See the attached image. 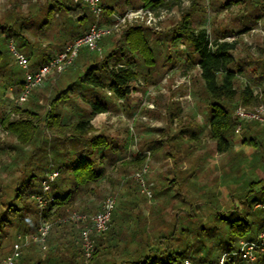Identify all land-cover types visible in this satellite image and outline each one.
I'll return each mask as SVG.
<instances>
[{
	"label": "trees",
	"instance_id": "1",
	"mask_svg": "<svg viewBox=\"0 0 264 264\" xmlns=\"http://www.w3.org/2000/svg\"><path fill=\"white\" fill-rule=\"evenodd\" d=\"M233 1L239 3L244 0ZM233 1L211 0L210 6L218 12ZM246 2L247 5L239 15L231 17L221 26L220 24L212 26L210 31L200 26L202 18L199 14L205 11L203 0H191L189 8L181 13L177 25L167 30L168 32L158 33L143 23L127 24L117 37L106 35L99 40L98 44H105L109 38L111 48L99 59L84 61L82 71L73 72L69 77L70 82L61 86L62 82L58 78L46 81L50 83H47L43 111L36 110V103L33 100L30 106L13 103L6 113L0 115V126L6 129L13 139L12 142L0 141V149H9L17 155L21 154L22 162L20 172L11 188V197L0 188V251L3 238L7 236L10 227L14 228L15 240L18 234L32 233L36 230L38 216L31 195L40 191V181L51 166L59 171L51 185L50 193L54 198L51 204H56L60 212L65 207L90 212L86 207L77 206L76 200L79 194L93 191L99 179L105 174L104 162L112 166L117 165L119 172L126 175L127 179L131 173H127L124 167L129 164L140 166L146 151L154 158L163 151L176 166L180 158L178 151L181 141L189 140L196 134L191 125L181 127L173 133L161 127L153 128L158 131L157 135H142L137 141V150L133 157L129 160H119L118 141L106 133L96 132L86 119L97 113L118 110L115 100H126L129 97L133 89L131 81L137 77L135 67L144 68L148 74L158 69L159 64H162L161 58L163 64L168 62L173 66L176 63L177 60L170 53L168 46L161 54L162 47L158 50L150 45L152 39H161L164 33H172L173 38L181 37L189 44L190 57L198 67L199 88L195 96L199 109L204 112V117L208 121V134L214 142L213 150L222 154L232 152L234 130L236 124L240 122L241 128H244L243 143L257 148L264 162V137L254 135L251 129V123H258L239 120L234 115L238 100L246 105L254 102L264 103V90L254 93L252 89V86H260L264 82V57H256L248 51H244L243 54L239 52L240 49L238 50L242 40L239 38L240 35L251 30L258 20L264 18V0ZM121 3L128 4L130 8L155 9L165 2L100 0L103 20L109 19L117 7L122 14L125 10L121 8ZM54 14L63 17L52 24L49 21ZM93 21L92 11L85 4L72 0H49L38 5L34 12L30 11L27 15L9 12L4 19H0V43L4 46V50L0 49V86L7 87L13 84L17 92L22 83L20 73L23 69L11 62L13 58L7 49L9 38H12L17 48L29 57L31 69L45 62L50 55L44 57L37 40H30L21 29L31 27L34 31L50 36L52 28L58 30L60 28L62 32L56 35L52 32L54 38L51 42L57 51H61L67 41H72L86 31ZM231 36L233 38L228 39ZM78 54L82 59L88 53ZM74 63L75 61L69 67L78 69ZM242 76L250 78L251 83L239 86L238 79ZM92 88L103 92L97 90L91 92ZM107 91H110V94H107ZM71 94L83 96L88 94L89 111L83 113L82 118L66 122L63 104L69 100ZM169 115H172L171 111ZM187 132L190 136L188 138L185 135ZM80 149H85V152L79 153ZM71 150L77 153L72 154ZM239 154L243 155V152H234L232 155ZM194 174L195 169L182 171L176 166L172 169L171 176H165L167 188L175 187L174 195L182 194V199L186 200L187 193L182 192V186ZM128 181L131 183L134 180L130 178ZM124 193L125 197H130L128 191ZM234 197L231 206L225 211L217 208L203 225L196 223V211L202 209V203L208 204L211 201L205 199L191 202L182 216L174 213L165 227L156 224L155 236H152V239L149 234L144 238L142 235L144 230L141 233L138 227L137 231L133 229L129 233L124 231L122 223L134 210L127 206L128 199L120 200L113 210L108 229L96 237L91 263L184 264V259L190 258L194 264H201L216 260L223 252H238L239 241L255 239L264 226V208L254 207L256 203L264 204V175L256 179L247 178L242 190H238ZM213 205L217 206V201H213ZM135 211L134 219L137 222L139 210ZM123 213H126L127 218ZM192 227L197 228L193 240L189 239L193 234H190ZM79 234V226L67 223L54 224L44 244L32 243L27 249L34 247V244L41 247L47 244L52 250L42 261L38 260L34 264L52 263L50 260L58 251L61 253L60 259L69 264H79L77 260L84 259ZM132 235H135L141 244L129 248L126 244L120 246L123 239ZM180 235L186 241L176 245L174 242L179 241ZM116 252L118 256L115 255ZM106 254L111 255L109 259L105 258ZM261 257H264V254ZM28 260H30L28 255L23 259L21 255L16 264H26Z\"/></svg>",
	"mask_w": 264,
	"mask_h": 264
},
{
	"label": "rangeland",
	"instance_id": "2",
	"mask_svg": "<svg viewBox=\"0 0 264 264\" xmlns=\"http://www.w3.org/2000/svg\"><path fill=\"white\" fill-rule=\"evenodd\" d=\"M47 1L49 0H0V19H4L9 12L17 15H27L30 11L34 12L38 5ZM210 1L203 0L205 11L199 14L202 18L200 26L209 31L212 26L216 24H220L221 26L231 17L239 15L247 5L246 0L239 3H235L232 0L233 2L228 7L221 8L216 12L210 6ZM215 1L219 2L220 0ZM164 2L163 5L154 9L156 17L160 15L156 18L155 25L149 26L142 21L126 22L121 24L118 29L113 30L109 35L117 37L127 24L132 23H143L158 33L161 31L168 32L167 30H171L177 25L181 13L189 8L191 0H164ZM120 6L125 11L127 9H136L130 8L128 4L123 3ZM116 14H121L119 7L111 14L109 19L103 20L102 11L98 22L103 25H109L112 22L113 15ZM61 17L63 16L54 14L49 22L54 24L58 19H62ZM262 21H264V18L258 20L256 26L251 30L240 35L239 38L242 39L238 45L240 53L244 54V51H248L256 57H264V25H262L264 22ZM21 30L30 40L38 39L40 41L52 40L54 38L52 32L55 35L62 32L60 28L59 30L52 28V31H50L52 35L50 34L49 36L48 34L46 36L32 30L31 27ZM232 38L233 36L228 37L230 40ZM67 42L69 43L70 40ZM111 45V40L108 38L105 44H98L95 49L81 48L79 50L80 54H88L85 55V58L82 57V59H80L81 55L79 56L80 58L77 57L74 63L75 65L78 60L75 67L82 69L84 61L90 62L99 59L106 50L111 48ZM150 45L158 50L162 47L161 54L166 46H168L170 53L177 60L176 63L173 66H170L168 62L163 64V58H161L160 63L162 64H159L158 69L148 74L145 73L144 68L135 67L137 77L131 81L133 89L129 97L126 100H115L118 110L101 114V118L95 120L94 125L96 132L106 133L118 141L119 150L117 154L119 160H129L133 157L137 150V141L142 135H157L158 131L153 130V128L161 127L167 129L169 133H173L180 130L181 127L191 125L196 130V134L189 140L181 141L180 151H178L180 158L176 163L177 169L182 171L195 169V174L185 181L182 186V192L187 193L186 200L182 199V194L174 195L176 191L175 187L170 186L167 188L168 184L166 183L165 176H171L172 169L176 167L171 158L165 156L163 151L156 158L149 151H146V156L140 166L129 164L124 167L127 173H131L128 179L126 175L119 172L117 165L112 166V164L104 162V176L99 179L98 184L92 192L79 194L76 205L86 207L92 212L99 209L103 199L108 194H112L115 197L116 205L120 200L128 199L127 206L134 211L131 215H128V218L125 216L127 219L122 223V228L129 233L131 229L137 231L136 228L138 227L141 233L144 230L142 234L144 238L149 234L152 239V236H155L156 224L165 227L166 222L171 220L174 213L177 212L182 216L187 211L190 203L195 200L202 201L207 199L211 201L208 204L202 203V209L196 211V223H200V225L206 224L217 208L225 211L228 206H231L232 198L235 200V193L238 190H242L247 178L252 177L256 179L258 176L264 175V162H262L260 158L261 152L257 148L243 144L244 128H240L239 130L235 128L231 153L222 154L213 150L214 142L208 134V121L204 117V112L199 109L197 104L198 99L195 96V92L199 88L198 67L190 57L188 42L181 37L173 38L172 33H164L161 39H152ZM0 49L4 50L2 43H0ZM70 68L68 67L67 69ZM60 75L61 73L49 75L39 87L34 89L33 95L27 101L20 104L22 106H30L34 100L36 110L39 112L43 111L46 103L47 83L49 84L53 78H59ZM23 77L24 73L21 71L20 79L22 80ZM47 80L50 81L46 83ZM249 83H251L250 78L245 76L238 79L239 86ZM252 89L254 93L264 90V82L260 86H252ZM80 95L75 96L74 94L72 97L81 98ZM0 96L5 98L2 89ZM4 98L0 99V115L6 113L11 107V104ZM12 101H15L14 98ZM66 103L68 105L70 102ZM258 103L261 102L244 105L250 107ZM77 104L78 106L76 107L70 104V107L65 108L67 109L65 110L67 111L65 117L69 121L77 119L79 114L86 110L80 102H77ZM238 104L243 103L238 100ZM169 111H171L172 115H169ZM68 116L71 118H68ZM251 129L254 131V135L264 137V127L251 123ZM185 135L187 138L190 137L188 132ZM0 141L12 142L13 139L9 134H0ZM238 151H242L243 155H232ZM21 164V154L17 155L16 152L9 149H0V188L8 192L10 197L12 195L11 188L14 186V180L20 172ZM143 164H147V170L143 174L144 184L141 185L132 175ZM130 178L134 181L128 183ZM144 188L150 191L151 197L146 194ZM125 191L130 193V197H125ZM210 195L213 196L211 197ZM213 201H217L218 205H213ZM254 207L256 206L254 205ZM135 210H139V220L137 222L134 219ZM13 229V227L9 228L7 236L3 238V245L13 240ZM196 230V227H192L190 234H193L189 239H194ZM143 237L141 236L142 239ZM180 237L179 241L174 242L176 245L186 241L181 235ZM136 239L135 235L129 237L130 242ZM126 241L127 239H123L120 242V246L123 243H127ZM206 242L209 243L210 241ZM129 244L128 242L126 245L130 247L132 244ZM34 245V253L30 259L31 264H34L38 260L42 261L52 252L49 248L45 249L37 244ZM60 254V251L56 253L58 256ZM115 255L118 256V253L116 252ZM110 256V254H106L105 258L109 259ZM77 261L79 264H92L91 259L86 262L83 258H79ZM61 264L69 263L65 262ZM258 264H264V257L259 258Z\"/></svg>",
	"mask_w": 264,
	"mask_h": 264
},
{
	"label": "built area",
	"instance_id": "3",
	"mask_svg": "<svg viewBox=\"0 0 264 264\" xmlns=\"http://www.w3.org/2000/svg\"><path fill=\"white\" fill-rule=\"evenodd\" d=\"M72 1L85 4L92 11L94 21L86 31L67 43L63 50L51 53L45 62L40 63L35 68H30L29 57L17 48L14 40L8 39L7 49L13 57V62L20 66L24 73L16 103L20 104L27 101L33 95L34 89L39 87L49 75L65 71L73 64L81 48L95 49L102 37L111 34L121 24L142 21L153 26L156 18L160 16L156 17L154 9L151 7H139L127 9L122 14L113 15L111 24L103 25L98 22L102 13L100 0ZM107 93L110 94V91ZM234 115L239 120L256 121L264 127V103L250 107L238 104L234 109ZM240 128L241 123L238 122L236 130ZM0 134H8V131L0 126ZM146 170L147 164H143L132 175L141 185L144 184L143 174ZM58 174V169L52 166L45 172L40 181V191L31 195L37 209L38 226L32 233L18 234L11 250L0 256V264H16L25 247L31 243L44 244L51 227L59 223L74 224L80 227L79 243L82 255L86 262L92 258L96 237L109 227L111 215L116 206L115 197L112 194L106 195L99 209L93 212L77 211L68 207L60 212L56 204H51L54 198L50 193L51 185ZM144 190L151 197L150 191L146 188ZM255 206L264 208V204L261 203H256ZM262 254H264V226L261 227L255 239H241L238 252H223L216 260L201 264H258ZM183 263L194 264L190 258H185Z\"/></svg>",
	"mask_w": 264,
	"mask_h": 264
},
{
	"label": "crops",
	"instance_id": "4",
	"mask_svg": "<svg viewBox=\"0 0 264 264\" xmlns=\"http://www.w3.org/2000/svg\"><path fill=\"white\" fill-rule=\"evenodd\" d=\"M39 32V31H38ZM32 35H36V34H32ZM35 40V39H34ZM37 42L40 44V46L42 47V52H43V56L45 57V56H47V55H49V54H51V53H53V52H55V51H57V49H56V47H55V45L53 44V42H51V40H49V39H47V40H45V41H40V40H38L37 39ZM38 57V56H37ZM77 57H79V54L77 55ZM81 59V58H80ZM78 61V60H77ZM77 61H76V64H77ZM13 62V61H12ZM14 63V62H13ZM76 71H82V69H74V68H70V69H66L63 73H61V75L59 76V78H58V80L60 81V82H62V84H61V86H64L66 83H68V82H70L71 80L69 79V77H71L72 76V74H73V72H76ZM23 80V79H22ZM1 89L3 90V93H4V96H5V98L4 97H2V96H0V99H2V98H4L9 104H13V103H16V97H17V94H18V92H19V90H20V88H19V90H17V92L15 91V88H14V86H13V84H9L7 87H2V86H0V91H1ZM97 89H94V88H92L90 91L91 92H94V91H96ZM97 91H99V92H103V90H97ZM108 94V93H107ZM8 96H10V98H8ZM72 96H74V94H71L70 95V98H69V100H67L66 102H70L68 105H67V103L65 102L64 104H63V109H64V115H66L67 114V111H65V110H67V109H65V108H68V107H70V104H71V106L72 105H75V106H73V107H76V106H78V104H77V102H80V104L81 105H84V107L86 108V110L85 111H83V112H81L80 114H79V117L78 118H82V117H84V116H82L83 115V113H85V112H87V111H89V96H88V94H85L84 96L82 95H80V97L81 98H78V97H72ZM75 96H78V95H75ZM14 98V100L15 101H12V99ZM21 105V104H20ZM22 106V105H21ZM79 113V112H78ZM103 113H106V112H101V113H97V114H94V115H92V116H90L89 118H86V119H88L89 121H90V123L93 125V127L94 128H96L95 127V120H99L100 118H101V114H103ZM75 114V113H74ZM68 118H71L70 116H68ZM77 118V119H78ZM74 120H76V119H74ZM74 120H72V121H74ZM65 121L66 122H71V121H69L68 119H67V117H66V119H65ZM243 140V139H242ZM244 144V143H243ZM78 152L80 153V152H85V149H80V150H78ZM71 153L72 154H75V153H77V151H73V150H71ZM94 211H96V210H94ZM123 216L125 217L126 216V213H123ZM133 238V237H132ZM125 240V239H124ZM138 241V242H137ZM14 242H15V238H13V240L10 242V243H4V245H3V243H2V250L0 251V256H2V255H5L6 253H8L10 250H11V248L13 247V244H14ZM127 243L129 242L130 244H132V245H130V247H134L135 245H138V244H141V241L140 240H138V239H136V240H133L132 242H130V240H129V238H127V241H126ZM127 243H125V244H127ZM135 244V245H134ZM123 245H124V243H123ZM122 245V246H123ZM45 249H50L51 250V248L49 247V245H47L46 244V246L44 247ZM128 248H129V246H128ZM34 253V250H33V247H30V248H28L27 249V247L23 250V252H22V259H23V257H25L26 255H28L29 257H30V259H31V257H32V254ZM47 257V256H46ZM53 259L52 260H50V262L52 261V263H50V264H53L54 262L55 263H58V264H61V263H65L66 261L65 260H62V259H60V256H58V255H54L53 257H52ZM51 259V258H50ZM54 261V262H53ZM26 264H31V261L30 260H28L27 262H26Z\"/></svg>",
	"mask_w": 264,
	"mask_h": 264
}]
</instances>
